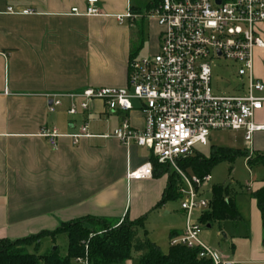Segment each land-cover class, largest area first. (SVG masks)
I'll use <instances>...</instances> for the list:
<instances>
[{"label":"crops","instance_id":"1","mask_svg":"<svg viewBox=\"0 0 264 264\" xmlns=\"http://www.w3.org/2000/svg\"><path fill=\"white\" fill-rule=\"evenodd\" d=\"M86 2L0 0V240L53 232L85 217L113 224L145 217L146 231L149 224L172 216L168 203L154 209L166 189L167 175L140 181L126 177L150 163L151 152L136 145L124 147L110 137L124 120L143 130L139 103L133 102L130 112L110 113L95 101L88 112L71 117V103L62 98L60 108L47 110L50 96L86 88H126L130 60L141 58L145 43L150 47L147 56L158 51L161 29L146 16L158 0H98L101 16L95 17L82 15ZM74 8L80 15L71 14ZM127 13L132 18L119 23L116 17ZM256 30L264 41V23ZM253 74L264 83V49L254 51ZM253 122L264 126V105ZM82 123L89 137L73 145L69 136ZM44 128L59 134L55 149L40 137ZM246 151L251 158L264 155V130L254 134ZM249 171L244 185L226 186L238 220L207 225L209 231L201 232L199 240L229 261L264 264L261 217L252 197L263 187L264 165ZM173 216L175 221L165 229L169 237L160 250L163 254L185 226L180 208ZM213 227L219 232L216 236ZM124 264L138 262L134 258Z\"/></svg>","mask_w":264,"mask_h":264},{"label":"built area","instance_id":"2","mask_svg":"<svg viewBox=\"0 0 264 264\" xmlns=\"http://www.w3.org/2000/svg\"><path fill=\"white\" fill-rule=\"evenodd\" d=\"M98 5V0H87L82 15L101 16ZM71 14L80 15L76 8ZM146 16L161 29L158 51L130 60L126 88H86L66 96H50L47 110L55 112L62 98L71 103L67 110L71 117L88 112L95 101L110 113L130 112L133 102L139 103L143 130L133 129L124 120L110 137L124 147L136 145L149 150L158 164L173 170L185 226L181 235L170 239L169 246L198 249V258L206 264H238L199 240L202 224L193 221L192 216L210 211L211 177L188 174L177 167V161L207 147L211 132L216 131L241 132L250 152L254 134L264 130V126L253 122L254 114L264 105V83L253 74L254 51L264 49L256 30L264 23V0H221L219 5L215 0H158ZM130 18V13L116 17L119 23ZM216 59L236 66L241 84L234 94L213 92L211 66ZM40 137L56 148L59 134L54 128L42 129ZM69 137L73 145L89 137L87 124L82 123ZM251 156L248 154L246 162ZM152 175V165L147 163L126 177L140 181ZM93 236L90 234L89 239ZM84 250V256L74 259L73 264H91L86 243Z\"/></svg>","mask_w":264,"mask_h":264},{"label":"trees","instance_id":"3","mask_svg":"<svg viewBox=\"0 0 264 264\" xmlns=\"http://www.w3.org/2000/svg\"><path fill=\"white\" fill-rule=\"evenodd\" d=\"M236 156L248 158L247 152L210 147L209 157L195 152L191 157L178 160L177 164L182 170L202 177L209 175V171L218 163L233 160ZM149 162L153 168L152 176L167 175L168 177L166 189L154 209L177 201L179 197L175 174L169 170L167 165L158 164L152 156ZM256 164L264 165V155H256L247 160L249 167ZM252 197L260 212L263 230L262 244L264 245V182L260 190L252 193ZM238 218V212L228 187H212L210 211L201 215L199 223L219 224L223 221H236ZM144 225L145 217L135 221L124 219L118 224L105 219L85 217L62 224L53 232H42L15 241L1 239L0 264H73L74 259L84 256V243L88 245L87 257L91 264H124L134 258L138 264H206L198 258V249L190 250L177 245L170 247L168 252L163 254L155 244L148 240ZM60 234L66 235L68 240L64 256L59 255L57 248L43 256L36 253L42 239L46 237L53 239ZM90 234L94 236L89 239ZM29 248H33L34 252L30 253Z\"/></svg>","mask_w":264,"mask_h":264},{"label":"rangeland","instance_id":"4","mask_svg":"<svg viewBox=\"0 0 264 264\" xmlns=\"http://www.w3.org/2000/svg\"><path fill=\"white\" fill-rule=\"evenodd\" d=\"M149 48L150 47L147 45V43H145L143 49L140 52L141 58L146 57L149 54ZM211 72V87L215 94H234L241 84L240 79H238L236 76V66L223 59L215 60V62L211 66ZM210 147L225 148L234 152H247L245 143L243 141V136L240 132H211L209 146L198 148L197 150L205 157H209ZM177 167L180 168L178 164ZM168 168L171 172L173 171L170 167ZM248 172H250L249 166L245 164V158L242 156H236L233 160L230 161L226 160L220 162L209 171L211 181L209 183L208 190L210 191L211 188L215 186H227L231 183H237L238 185L242 186L249 179ZM187 173L193 174L189 171ZM178 208V201L168 203V209L171 212L172 216L164 218L160 223L149 224L146 228V236L148 240L158 245L160 250L165 249L163 245H166V239L169 237V232L166 233L165 229L171 226V224H173V222L175 221L173 215L177 214ZM200 217L201 215L199 213H194L192 216V220L198 221ZM206 226L207 225L202 224L201 232L209 231ZM211 232L214 233L215 236L216 233H219L216 227H213L211 229ZM67 244L68 240L66 235L64 234L57 235L53 239H42L41 246L37 249L36 253L40 256H43L49 253L52 248L56 247L58 249L59 255L64 256L66 254Z\"/></svg>","mask_w":264,"mask_h":264},{"label":"water","instance_id":"5","mask_svg":"<svg viewBox=\"0 0 264 264\" xmlns=\"http://www.w3.org/2000/svg\"><path fill=\"white\" fill-rule=\"evenodd\" d=\"M220 1H221V0H215V4H216V5H219V4H220ZM55 250H56V247L52 248V251H55Z\"/></svg>","mask_w":264,"mask_h":264}]
</instances>
